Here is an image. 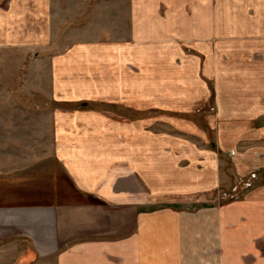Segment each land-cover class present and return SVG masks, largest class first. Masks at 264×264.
<instances>
[{
  "label": "crops",
  "instance_id": "obj_1",
  "mask_svg": "<svg viewBox=\"0 0 264 264\" xmlns=\"http://www.w3.org/2000/svg\"><path fill=\"white\" fill-rule=\"evenodd\" d=\"M15 49L81 221L2 202L0 264H264V0H0Z\"/></svg>",
  "mask_w": 264,
  "mask_h": 264
},
{
  "label": "rangeland",
  "instance_id": "obj_2",
  "mask_svg": "<svg viewBox=\"0 0 264 264\" xmlns=\"http://www.w3.org/2000/svg\"><path fill=\"white\" fill-rule=\"evenodd\" d=\"M38 70L23 51L0 50V204H42L59 198L65 217L61 225L73 228L80 225L81 197L71 190L54 158L53 106L47 81L34 80L32 73ZM234 183L219 195L230 193L238 184ZM251 189L239 191L233 199ZM218 200L229 201L219 196Z\"/></svg>",
  "mask_w": 264,
  "mask_h": 264
},
{
  "label": "built area",
  "instance_id": "obj_3",
  "mask_svg": "<svg viewBox=\"0 0 264 264\" xmlns=\"http://www.w3.org/2000/svg\"><path fill=\"white\" fill-rule=\"evenodd\" d=\"M255 177V174H251L250 177H248L246 180H240L237 186H239L240 189L249 188L253 185ZM237 186H235L230 193H221L219 195V198L223 201L232 200L239 191L237 189Z\"/></svg>",
  "mask_w": 264,
  "mask_h": 264
},
{
  "label": "trees",
  "instance_id": "obj_4",
  "mask_svg": "<svg viewBox=\"0 0 264 264\" xmlns=\"http://www.w3.org/2000/svg\"><path fill=\"white\" fill-rule=\"evenodd\" d=\"M17 264V263H16Z\"/></svg>",
  "mask_w": 264,
  "mask_h": 264
}]
</instances>
